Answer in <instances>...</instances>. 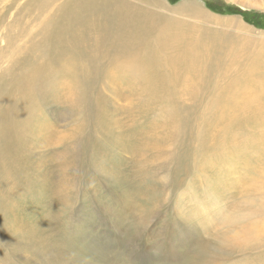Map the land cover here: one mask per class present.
<instances>
[{
  "label": "rangeland",
  "instance_id": "obj_1",
  "mask_svg": "<svg viewBox=\"0 0 264 264\" xmlns=\"http://www.w3.org/2000/svg\"><path fill=\"white\" fill-rule=\"evenodd\" d=\"M8 1L0 264H264V0H165L159 13L174 21L165 29L206 32L204 49L219 39L228 56L200 85L175 84L174 97L134 78L67 71L72 51L52 49L47 0ZM243 87L258 109L233 121L218 114L221 95ZM239 232L241 242H226Z\"/></svg>",
  "mask_w": 264,
  "mask_h": 264
},
{
  "label": "bare ground",
  "instance_id": "obj_2",
  "mask_svg": "<svg viewBox=\"0 0 264 264\" xmlns=\"http://www.w3.org/2000/svg\"><path fill=\"white\" fill-rule=\"evenodd\" d=\"M18 1L20 0H9L6 4L10 6ZM34 1L28 0V3ZM134 1L136 0L46 1L47 20L50 23H47L45 30L51 37L53 51L60 54L72 51V58H65L67 71L80 76L85 72L91 82L97 78L107 79L111 75V78L124 81L134 78L140 83L139 86L147 88L144 90L153 91L152 96L164 94L174 97L178 95L174 85L181 80L189 82L195 79L196 87L215 69L220 70L218 66L228 64L227 52L221 41H218L219 36L215 37L218 40L211 43L213 46L209 50L204 49L205 41L214 38L212 32L209 36L213 38L209 39L206 32L195 35L177 27L165 29L174 23L169 14L163 15L164 8L167 9L165 0H137L156 9L154 11L149 7L142 8L139 4H131ZM159 10L164 12L160 14ZM181 10L201 18L206 17L203 16L205 10L198 6L190 9L189 6H183ZM75 53H80L78 59L75 58ZM210 57L217 61L210 64L207 61ZM231 58L244 59L240 53L231 55ZM95 61L96 67L88 70V66H93ZM247 68L250 74L256 70L248 66ZM116 71L121 72V78L114 74ZM239 92V96L233 98L221 95L218 114H230L233 121L234 116H247L251 107L252 110L254 107L255 110L258 109L260 105L254 99L251 87H243V91ZM28 113L35 114L32 106ZM242 234L239 232V236Z\"/></svg>",
  "mask_w": 264,
  "mask_h": 264
},
{
  "label": "clouds",
  "instance_id": "obj_3",
  "mask_svg": "<svg viewBox=\"0 0 264 264\" xmlns=\"http://www.w3.org/2000/svg\"><path fill=\"white\" fill-rule=\"evenodd\" d=\"M226 242H231V243H239L241 242V237L239 234H233Z\"/></svg>",
  "mask_w": 264,
  "mask_h": 264
}]
</instances>
